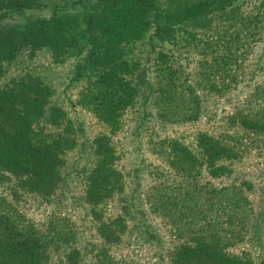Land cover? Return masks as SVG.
<instances>
[{"label": "rangeland", "instance_id": "obj_1", "mask_svg": "<svg viewBox=\"0 0 264 264\" xmlns=\"http://www.w3.org/2000/svg\"><path fill=\"white\" fill-rule=\"evenodd\" d=\"M171 1L185 0L155 3L167 9ZM94 2L34 0L20 11L0 10V28L51 15L78 18L63 27L58 49L40 40L0 58V90L31 95L42 125L68 129L73 138L60 155V181L50 198L27 192L0 159V214L38 230L51 221L67 236L49 244L38 264H71L63 255L72 251L76 264H178L180 257L188 259L183 243L195 236L216 242L241 264H264V133L242 121L264 113V0H232L223 13L232 11L236 21L222 20L212 0L206 25L184 20L165 40L154 35L148 18L146 32L113 37L112 60L102 63L86 39L67 44L70 33L84 28L81 15ZM93 34L99 36L98 30ZM160 48L174 72L170 89L161 81L164 65L153 55ZM141 68L149 92L136 91ZM103 71L134 89L111 116L97 92L107 88L94 84ZM99 136L106 137L111 154L110 163L98 168H112L115 183L91 204L88 176L103 161L94 150ZM116 218L107 243L99 226ZM94 252L104 255L93 259Z\"/></svg>", "mask_w": 264, "mask_h": 264}, {"label": "trees", "instance_id": "obj_2", "mask_svg": "<svg viewBox=\"0 0 264 264\" xmlns=\"http://www.w3.org/2000/svg\"><path fill=\"white\" fill-rule=\"evenodd\" d=\"M210 1L212 0H185L175 4L171 1L169 8L161 9L156 5L155 0H95L84 9L81 15L84 28L70 33L67 44L72 43L78 37L86 39L97 50L95 54L99 63L107 59L112 60L110 58L112 56L109 55L114 54V46L111 44L113 37H125L131 31H135L137 35L142 34L146 32L145 27L150 23L149 19H151L154 35H158L160 40L168 39L175 30L174 25L184 20L195 25L194 27H203L206 25L205 16L210 14L206 9L211 5ZM231 1L216 0L222 20L229 18L230 21H236L235 16H232L235 15L232 11L231 14L230 12L223 13L224 8ZM33 2L34 0H0V10L3 12L20 11L23 7H28L26 3L31 5ZM77 19L75 16L67 19V16L51 15L47 18L28 20L19 28L15 26L0 28V58L9 57L13 51L24 44L30 45L40 40L46 44L52 43L58 49L61 45L58 44L59 36L65 31L63 27L68 24V21L76 23ZM95 29L98 30L99 36L93 34ZM4 32L6 33L3 34ZM191 35L189 40L193 41L195 33ZM238 40L239 38H236V41ZM153 53L156 63L162 62L164 65L160 71L163 75L161 78L163 86L172 88L174 72L169 70L165 64V53L162 48ZM120 65L124 67L126 64L121 63ZM166 69L168 71H164ZM94 84L107 88L104 92H97L98 95L107 99L105 108L110 116L114 115L113 112L118 104H126L130 95L134 93V89L128 82L109 72L103 71L97 76ZM135 84L136 91L144 88L150 91L151 84L143 68L140 69ZM109 90L113 91L109 93ZM116 90L119 94L116 95L115 104H112L114 100L110 97L115 95ZM189 100L194 103L190 96ZM263 115L264 113L255 119L253 117L244 118L243 124L264 133ZM41 118L43 120L42 111L34 106L31 95L18 98L16 93L0 90V159L4 158L10 163V172L19 178L18 182L25 187L27 192H37L42 198H50L60 181L59 171L62 165L60 155L64 150L72 147L73 138L68 129L49 130L46 125H42ZM49 125L53 124L49 123ZM94 145V150L101 155L103 161L97 164V167L92 168L88 176L90 184L86 190V198L91 204L98 203L112 192L115 183L111 179L115 174L112 168H98L110 163L108 159L111 148L107 144L106 137H96ZM116 222L119 223V219L116 218L108 224L101 223L99 226L100 236L107 243L113 240L116 231L110 229V226L112 223L115 225ZM66 239H68L67 236H64L61 230L53 229L51 221L44 224V230H38L32 223L16 224L7 216L0 214V264H38L47 255L49 244ZM220 250L216 242L197 236L190 237L182 245V253L187 254L188 259L182 256L183 258L180 257L181 259L176 262L180 261L178 264H183V261L188 264H208L210 260H216L220 264H241L239 259L223 255ZM76 254V251H72L63 256L68 263L76 264ZM91 255L95 259L97 256L104 255V252H94Z\"/></svg>", "mask_w": 264, "mask_h": 264}]
</instances>
